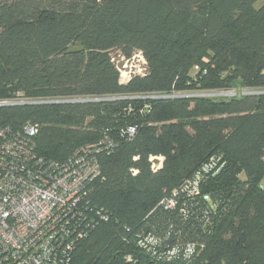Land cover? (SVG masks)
<instances>
[{"label": "trees", "instance_id": "16d2710c", "mask_svg": "<svg viewBox=\"0 0 264 264\" xmlns=\"http://www.w3.org/2000/svg\"><path fill=\"white\" fill-rule=\"evenodd\" d=\"M1 133L97 165L72 264H264V0H0Z\"/></svg>", "mask_w": 264, "mask_h": 264}, {"label": "built area", "instance_id": "2783aa9c", "mask_svg": "<svg viewBox=\"0 0 264 264\" xmlns=\"http://www.w3.org/2000/svg\"><path fill=\"white\" fill-rule=\"evenodd\" d=\"M130 74L125 72L126 81ZM21 142H0V264H72L84 223L79 205L97 165L84 155L57 167L29 158Z\"/></svg>", "mask_w": 264, "mask_h": 264}, {"label": "rangeland", "instance_id": "374dc122", "mask_svg": "<svg viewBox=\"0 0 264 264\" xmlns=\"http://www.w3.org/2000/svg\"><path fill=\"white\" fill-rule=\"evenodd\" d=\"M260 5H261V3L258 4L257 7H259ZM111 56H112V60H113L114 64L116 65V67L119 70L121 78H123L122 82L126 81L125 80V76H126L125 72H128L129 70L131 71L130 75L142 74L144 72L145 61L139 53H134V55L132 56V58L130 60L123 59L117 51H113L111 53ZM196 94H198V93H189L186 96L187 97H194V96H196ZM198 96L211 97V98L216 97V95H214L212 93L211 94L205 93V94H201ZM224 97H226V95ZM15 102H21V100H17ZM156 160L157 159H154V161H156ZM261 186L264 187V174H263L262 179H261Z\"/></svg>", "mask_w": 264, "mask_h": 264}, {"label": "water", "instance_id": "95a60500", "mask_svg": "<svg viewBox=\"0 0 264 264\" xmlns=\"http://www.w3.org/2000/svg\"><path fill=\"white\" fill-rule=\"evenodd\" d=\"M71 102H76V101H71ZM81 102H83V101H81ZM87 102H90L89 100H87Z\"/></svg>", "mask_w": 264, "mask_h": 264}]
</instances>
